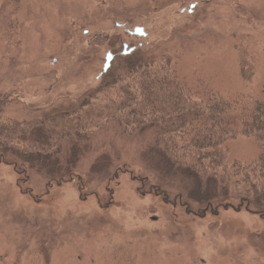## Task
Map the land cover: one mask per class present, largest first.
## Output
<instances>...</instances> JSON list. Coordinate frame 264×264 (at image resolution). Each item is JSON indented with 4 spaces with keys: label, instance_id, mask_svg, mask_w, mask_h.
Here are the masks:
<instances>
[{
    "label": "rangeland",
    "instance_id": "374dc122",
    "mask_svg": "<svg viewBox=\"0 0 264 264\" xmlns=\"http://www.w3.org/2000/svg\"><path fill=\"white\" fill-rule=\"evenodd\" d=\"M138 26L144 36L129 32ZM137 57L169 68L195 96L264 99V0H19L0 19V109L16 120L69 112ZM112 109L108 124L91 127L69 182L0 161V264H155L156 240L168 264H264L256 206L237 193L235 208L185 204L180 184L150 166L162 155L152 154L154 132L125 137ZM227 146L231 162L260 157L244 134Z\"/></svg>",
    "mask_w": 264,
    "mask_h": 264
},
{
    "label": "trees",
    "instance_id": "16d2710c",
    "mask_svg": "<svg viewBox=\"0 0 264 264\" xmlns=\"http://www.w3.org/2000/svg\"><path fill=\"white\" fill-rule=\"evenodd\" d=\"M18 1L0 0V19ZM136 61L118 68L102 89L88 93L69 112L16 120L0 109V161L7 159L15 168L21 162L20 171L25 174L27 169L22 165L45 171L38 173L43 174L47 184L55 180L57 185L69 182L73 178H69V167L77 165L83 145L95 135L91 127L99 129L108 124L115 108L120 114L118 128L125 137L154 132L152 154L162 155L155 158V167L150 166L163 178L180 184L178 198L184 200L186 196L185 204L216 207L214 211L220 207L235 208L232 197L237 193L247 201L249 209L258 207L251 212L263 216L264 99L247 95L227 97L218 92L195 96L169 68L157 70L159 63L145 58L137 57ZM102 93L108 98L106 102L100 98ZM100 105L105 107L104 112ZM238 134L259 143L261 153L257 160L245 164L230 161L227 143ZM62 146H67L68 152ZM9 154L15 157L9 158ZM153 190L168 196L158 186Z\"/></svg>",
    "mask_w": 264,
    "mask_h": 264
},
{
    "label": "bare ground",
    "instance_id": "6f19581e",
    "mask_svg": "<svg viewBox=\"0 0 264 264\" xmlns=\"http://www.w3.org/2000/svg\"><path fill=\"white\" fill-rule=\"evenodd\" d=\"M131 237L133 238V242L136 243V238L138 237V234L134 233V236H131ZM125 241H127V240H125ZM153 245L156 246V249L152 251L151 249H152ZM153 245L149 244L150 251L148 252V256H154L155 257V262H156L155 264H161L162 262L165 264H168L167 261H168L169 253L166 250V248L162 249L161 252L157 251V249L159 247V241L158 240L153 242ZM133 262H134L133 258H125L122 261V263H120V264H132Z\"/></svg>",
    "mask_w": 264,
    "mask_h": 264
},
{
    "label": "water",
    "instance_id": "95a60500",
    "mask_svg": "<svg viewBox=\"0 0 264 264\" xmlns=\"http://www.w3.org/2000/svg\"><path fill=\"white\" fill-rule=\"evenodd\" d=\"M131 34L133 35H138V36H144L145 35V30L144 27H135L133 31H130ZM128 45H125V50L124 54L131 53L134 48L127 50ZM114 59V54L112 52H108L106 56V62L104 64V71H107L111 67L112 60Z\"/></svg>",
    "mask_w": 264,
    "mask_h": 264
},
{
    "label": "flooded vegetation",
    "instance_id": "af4514ba",
    "mask_svg": "<svg viewBox=\"0 0 264 264\" xmlns=\"http://www.w3.org/2000/svg\"><path fill=\"white\" fill-rule=\"evenodd\" d=\"M130 32V31H129Z\"/></svg>",
    "mask_w": 264,
    "mask_h": 264
}]
</instances>
